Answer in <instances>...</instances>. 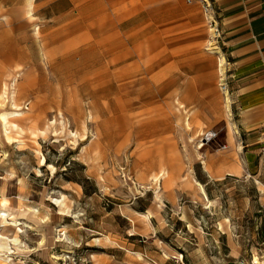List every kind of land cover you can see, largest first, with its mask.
Here are the masks:
<instances>
[{
	"label": "rangeland",
	"instance_id": "374dc122",
	"mask_svg": "<svg viewBox=\"0 0 264 264\" xmlns=\"http://www.w3.org/2000/svg\"><path fill=\"white\" fill-rule=\"evenodd\" d=\"M217 41L203 0H0V113L22 112L9 138L0 119V199L20 223L0 232L22 239L0 261L230 264V226L244 264H264V161L215 172L207 194L194 180L245 135L221 52L217 95L189 97Z\"/></svg>",
	"mask_w": 264,
	"mask_h": 264
},
{
	"label": "crops",
	"instance_id": "0c3cea01",
	"mask_svg": "<svg viewBox=\"0 0 264 264\" xmlns=\"http://www.w3.org/2000/svg\"><path fill=\"white\" fill-rule=\"evenodd\" d=\"M211 1L220 18L218 50L197 49L200 54L196 57L200 63L209 60L210 65L208 69L202 65L195 67L198 73L191 75L187 82V89L193 93L189 97L205 100L217 95V53L221 52L227 62L225 80L231 108L238 113L239 130L245 135L240 137L236 132L233 136L228 135L225 146L203 153L204 160H197L202 171L199 181L203 186L216 179L215 172H223L221 178L237 174L256 177L251 168L264 161V0ZM239 147L244 150L240 152ZM230 230L229 226L225 231L232 249L230 264H240L241 251L235 246Z\"/></svg>",
	"mask_w": 264,
	"mask_h": 264
},
{
	"label": "bare ground",
	"instance_id": "6f19581e",
	"mask_svg": "<svg viewBox=\"0 0 264 264\" xmlns=\"http://www.w3.org/2000/svg\"><path fill=\"white\" fill-rule=\"evenodd\" d=\"M30 5L32 6L33 4L31 3ZM94 7L95 6H93L92 8H94ZM106 37L108 38L109 35H107ZM101 39H103V38H101ZM101 39L98 38L97 41H100ZM114 46H116V45H114ZM95 48L96 47L90 48V46H86V52L85 53L88 55L89 53H91L90 50H93ZM111 51H112V49H111ZM112 53H113V51H112ZM96 54H97V52L94 51L92 55H96ZM221 56L222 57L220 58V66H221V70H222L223 64L226 63V58L224 55H221ZM106 84H108V82H106ZM104 89H105V93L108 94L111 88L109 87V85H106ZM226 97H227V103H228L227 107H228L229 112L231 113L230 98L228 95H226ZM21 114H22V112H20L19 110H3V111H1L0 119H1L2 124H3L4 135L6 137H8V138L10 137L9 133H10L11 129L19 127L18 123H16L14 120H11V117L19 116ZM123 115H126L125 110L123 111ZM123 125H124L123 123H120L121 129H122ZM54 131H55L54 133L57 135L58 130L54 129ZM42 133H46V130H42ZM43 160H45L44 156H43ZM194 180L199 183L202 192L204 194H206V191H205L203 184L198 179H196L195 177H194ZM2 211H3V213H2ZM2 216H7L12 220L11 223H5L4 225H8V224L10 225L11 224V225L16 226V225L20 224L18 218L16 217V214L14 213V211L11 208L6 206L5 199H0V217H2ZM4 220L7 221V219H4ZM19 229H20V227H19ZM12 242L19 244V243H22V239L18 235L9 236V235H6V234L0 232V260L7 262L11 259L9 251H11ZM25 260H26V262H28L32 259H30L29 257H26ZM2 261H0V264H6V263H3ZM253 261L255 263H260V258L257 254H255L253 256Z\"/></svg>",
	"mask_w": 264,
	"mask_h": 264
},
{
	"label": "built area",
	"instance_id": "2783aa9c",
	"mask_svg": "<svg viewBox=\"0 0 264 264\" xmlns=\"http://www.w3.org/2000/svg\"><path fill=\"white\" fill-rule=\"evenodd\" d=\"M189 1H192V0H189ZM203 1H204V6H205L206 20L212 26V29H215V34H216L217 38H219L221 35V28L219 26V22H218L217 17H216L217 9L211 0H203ZM226 71L227 70H225V72ZM221 88L223 91L229 93L228 84H227L225 78L223 79V83H222ZM240 263L244 264L245 263L244 259H240Z\"/></svg>",
	"mask_w": 264,
	"mask_h": 264
}]
</instances>
